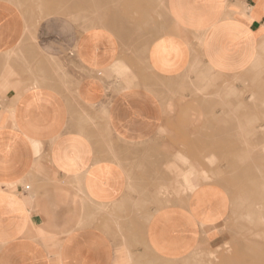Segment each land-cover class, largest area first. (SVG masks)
Returning <instances> with one entry per match:
<instances>
[{
	"label": "crops",
	"instance_id": "1",
	"mask_svg": "<svg viewBox=\"0 0 264 264\" xmlns=\"http://www.w3.org/2000/svg\"><path fill=\"white\" fill-rule=\"evenodd\" d=\"M0 56V264H184L217 242L231 193L194 174L249 151L233 121L262 112L231 82L263 93L264 0H0Z\"/></svg>",
	"mask_w": 264,
	"mask_h": 264
},
{
	"label": "rangeland",
	"instance_id": "2",
	"mask_svg": "<svg viewBox=\"0 0 264 264\" xmlns=\"http://www.w3.org/2000/svg\"><path fill=\"white\" fill-rule=\"evenodd\" d=\"M6 61V57L0 56V100L5 97L2 90L5 77L2 75L6 76ZM14 77L13 72L10 78ZM241 81L237 78L231 82L232 98L238 100L242 96L249 103L254 102L255 108L262 112L245 115L248 120L233 121L235 133L231 144H241L249 151L240 153L232 147L230 159L222 157L216 161L206 155L201 158L199 170L194 174L201 183L214 182L230 191L233 200L231 214L220 227L217 242L196 252L184 264H264V87L262 95H257L256 88L251 89V82ZM241 84L245 88H239ZM219 86L223 83L217 84ZM221 90L217 89L216 97L224 101ZM219 108L224 109L222 104ZM231 108L237 117H243L239 114L240 104ZM188 190L186 187L184 191Z\"/></svg>",
	"mask_w": 264,
	"mask_h": 264
},
{
	"label": "built area",
	"instance_id": "3",
	"mask_svg": "<svg viewBox=\"0 0 264 264\" xmlns=\"http://www.w3.org/2000/svg\"><path fill=\"white\" fill-rule=\"evenodd\" d=\"M26 188H29V186H27Z\"/></svg>",
	"mask_w": 264,
	"mask_h": 264
}]
</instances>
